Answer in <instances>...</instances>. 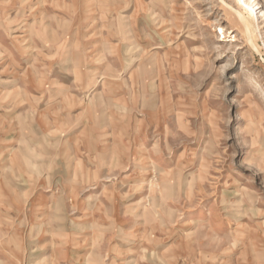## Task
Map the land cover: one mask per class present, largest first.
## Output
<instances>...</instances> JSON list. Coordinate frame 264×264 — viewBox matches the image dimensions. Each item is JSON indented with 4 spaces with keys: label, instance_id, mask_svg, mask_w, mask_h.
<instances>
[{
    "label": "rangeland",
    "instance_id": "rangeland-1",
    "mask_svg": "<svg viewBox=\"0 0 264 264\" xmlns=\"http://www.w3.org/2000/svg\"><path fill=\"white\" fill-rule=\"evenodd\" d=\"M245 2L0 0V264H264Z\"/></svg>",
    "mask_w": 264,
    "mask_h": 264
},
{
    "label": "bare ground",
    "instance_id": "bare-ground-1",
    "mask_svg": "<svg viewBox=\"0 0 264 264\" xmlns=\"http://www.w3.org/2000/svg\"><path fill=\"white\" fill-rule=\"evenodd\" d=\"M239 2H240V9L241 10H243L244 8L245 9H247L248 10V12L250 13V14H252V17L254 18V19H257L256 17H257V14L253 11V9L252 8H250V6L248 7L247 5H246V2H245V0H239ZM235 18L242 24V26H243V28H244V30H245V32H246V35H247V37H249V40H250V45H255L254 44V41L253 40H251V39H253V38H251L252 36H253V31H252V29H253V26H252V24H251V22H250V20H249V18H246L244 15H243V13H241V12H238L236 15H235ZM31 31V30H30ZM29 37H31V35L29 36ZM31 40V39H30ZM25 42H28V40H24ZM253 48V47H252ZM254 49H255V46H254ZM165 169V168H164ZM162 174H167V171H164V170H161L160 171Z\"/></svg>",
    "mask_w": 264,
    "mask_h": 264
},
{
    "label": "crops",
    "instance_id": "crops-1",
    "mask_svg": "<svg viewBox=\"0 0 264 264\" xmlns=\"http://www.w3.org/2000/svg\"><path fill=\"white\" fill-rule=\"evenodd\" d=\"M77 87V86H76ZM119 248V246H117ZM117 258V257H116ZM112 259H115V258H112Z\"/></svg>",
    "mask_w": 264,
    "mask_h": 264
},
{
    "label": "clouds",
    "instance_id": "clouds-1",
    "mask_svg": "<svg viewBox=\"0 0 264 264\" xmlns=\"http://www.w3.org/2000/svg\"><path fill=\"white\" fill-rule=\"evenodd\" d=\"M262 182H264V181H262Z\"/></svg>",
    "mask_w": 264,
    "mask_h": 264
}]
</instances>
